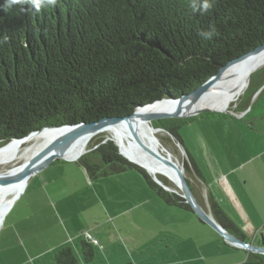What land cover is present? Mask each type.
<instances>
[{
    "label": "trees",
    "instance_id": "16d2710c",
    "mask_svg": "<svg viewBox=\"0 0 264 264\" xmlns=\"http://www.w3.org/2000/svg\"><path fill=\"white\" fill-rule=\"evenodd\" d=\"M213 28L211 39L200 36ZM262 43L264 0H215L207 13L194 12L188 0H58L39 11L0 0V146L44 127L126 116L138 105L178 97ZM263 84L264 65L251 74L229 112L205 111L150 123L182 149L183 173L198 203L225 230L247 242L208 192L205 205L199 194L204 179L179 131L196 118L251 124L250 118L264 113V87L255 95ZM74 162L89 181L135 170L164 205L193 213L164 175L157 174L176 191L164 189L127 160L111 139L92 137ZM258 245L264 247L263 237ZM75 249L78 257L70 245L58 247L52 263L94 264L96 246L88 238H81ZM245 252V259L234 264H264L263 253Z\"/></svg>",
    "mask_w": 264,
    "mask_h": 264
},
{
    "label": "crops",
    "instance_id": "0c3cea01",
    "mask_svg": "<svg viewBox=\"0 0 264 264\" xmlns=\"http://www.w3.org/2000/svg\"><path fill=\"white\" fill-rule=\"evenodd\" d=\"M186 126L187 131L180 136L204 179L199 194L205 205L208 192L235 224L242 218L248 221L244 215L246 208L251 211L264 201V180L252 179L256 170L264 174V161L251 164L256 155L262 158L264 148L258 147L264 145V141L255 135L252 122L245 126L232 118H196ZM255 148L258 151L252 153ZM121 176L120 180L125 182L133 198L124 213L112 212L107 206L104 213H30L28 225H19L18 233L27 235L19 237L20 244L43 255L53 254L63 245L75 248L81 238H88L99 245L97 258L104 264H202L208 254L219 250V241L228 245L211 231L209 239L204 236L201 241L195 240L194 244L183 248L181 241L190 238L189 230L192 227L196 230L203 223L193 213L164 205L139 173L126 171ZM56 205L58 208L59 204ZM139 235L154 247H146L148 251L134 262L128 257L131 253L125 250V245ZM263 236L261 232L258 240L246 239L258 245ZM119 249L122 253L117 251ZM114 257L116 260L112 262L110 258ZM242 257L245 259L246 252Z\"/></svg>",
    "mask_w": 264,
    "mask_h": 264
},
{
    "label": "rangeland",
    "instance_id": "374dc122",
    "mask_svg": "<svg viewBox=\"0 0 264 264\" xmlns=\"http://www.w3.org/2000/svg\"><path fill=\"white\" fill-rule=\"evenodd\" d=\"M242 94L232 100L227 108L228 110L236 107ZM250 120L253 124L252 130L256 133L255 135L260 136L264 141V113L250 118ZM242 122L245 126L249 125L246 121ZM187 129V126L182 127L179 131L180 135H183ZM96 136L112 137L113 135L108 131H104L93 137ZM155 136L158 139L159 137L163 139L162 141L159 139L161 144L170 152L171 157L182 165L184 154L182 149L176 146L174 140H167L166 134L159 130L155 131ZM45 141L38 143V146H41ZM260 145L258 148H264V145H261V147ZM257 151L255 148L252 153ZM262 161H264V153L261 159L256 155L251 164H261ZM24 162L25 159L18 156L12 163L0 166V172H6ZM199 164L202 166L204 163L201 162ZM130 172L137 173L135 170H131ZM121 175L122 173L89 181L82 166L76 164L74 161L64 159L51 162L32 173L0 225V264H53L51 261L52 252L38 255L41 251L30 249L27 245L20 244L19 242V237L27 236L18 233L20 232L19 225H28L31 217L30 213H104L105 206L109 209L111 208L112 212L121 211L124 213L128 204L133 202V198L128 193V188L124 185L125 182L120 180L122 179ZM256 177L264 180V174L257 170L256 175L252 176V179L255 180ZM7 195L8 197L14 196L15 190L9 191ZM56 204H59L58 208ZM135 213L141 212L135 211ZM244 215L248 221H243L242 218L236 226L248 240H252L254 237L258 240L260 233L264 232V201L261 204L258 203L251 211H248L246 208ZM211 231L219 235L206 223L199 224V228L196 230L192 227L189 230L190 238L181 241L182 247L194 244L195 240L197 242L201 241L204 236L206 239H209ZM218 243L219 250L215 249L213 255L208 254L206 262H201L202 264H234L244 259L242 255L243 253L245 254L246 248L233 247L220 241ZM70 246L74 250L75 255H77L74 246ZM95 246L99 247V245ZM125 246L127 247L125 250L131 253L128 257L134 260V262L139 260L141 254L148 251L146 247H154L153 243H146L145 239L140 235L137 238L128 240ZM117 251L122 253L121 249ZM110 260L114 262L116 257L110 258ZM94 264L104 263L96 255Z\"/></svg>",
    "mask_w": 264,
    "mask_h": 264
},
{
    "label": "water",
    "instance_id": "95a60500",
    "mask_svg": "<svg viewBox=\"0 0 264 264\" xmlns=\"http://www.w3.org/2000/svg\"><path fill=\"white\" fill-rule=\"evenodd\" d=\"M264 49V43L256 46L251 51L234 58L228 61L225 65L221 66L216 74L209 77L203 83L198 84L194 89L189 91L188 93L181 94L178 97H167L163 96L162 98L155 100L151 103H146L143 105H138L134 108V110L126 115V116H113V117H102L93 122H78L75 124H62L58 126H48L41 128L36 131H32L26 136L21 138L11 139L9 142H18L21 143L26 138L34 133L45 129L54 130L56 133L50 139L46 140L23 164L22 167L16 171H6L0 172V186L12 184L16 181L23 180L24 186L26 184L29 176L35 171L40 170L44 166L53 162L55 159H64L67 161H75L78 157L85 152V146L89 142V140L93 137V134L105 127H113L118 126L119 124H124L127 126V130L129 132V136L134 142L135 146L145 152L146 155L151 156L152 158L162 162L165 166H167L173 173L176 183V188L180 192L181 196L185 199L186 203H188L193 211V213L204 223L210 226L213 230H215L226 243L239 248H246L247 251L263 253L264 247L261 245H254L248 243L245 240L237 238L235 235L231 234L227 230H225L220 224H218L214 218L210 215L208 211H206L196 200L194 197L183 173V167L179 164L175 159L171 157V154L167 149L161 144L157 137H153V140L161 145L160 151L154 149V147L146 145L137 135L136 126L139 122H148L151 123L153 120L160 118H169V117H187L191 115H196L205 111H214V112H229L228 109H216L212 107H201L196 110L192 109L193 104L198 98L205 92L206 88L215 80L221 78L226 69L233 66L234 64L243 61L248 57H253L258 55ZM264 65V64H263ZM255 65L251 67L247 72L246 77V85L249 83V79L251 74L257 70L258 68L263 66ZM264 87V84L257 90L255 95L259 92V90ZM154 105H159L161 108L156 110H148ZM152 127V126H151ZM153 130L158 131L159 128L152 127ZM106 139H111L118 147L119 153L122 154L127 160L133 162L143 169L152 177V179L161 185L164 189L169 191H176L174 188L165 185L157 175L152 174L147 167H145L140 162L136 161L132 157L128 156L121 150L120 143H117L113 137H105ZM78 141H83L84 147L80 152H77L71 158L66 157L65 155L68 151L75 145ZM5 144V145H6ZM1 147V146H0ZM18 167V166H16ZM14 167V168H16ZM168 179V178H167ZM171 181V180H170ZM172 182V181H171ZM24 188V187H23ZM22 192V191H21ZM19 196L16 195L11 200L10 205L6 209L5 213L0 217V225L6 215V213L11 208L15 199Z\"/></svg>",
    "mask_w": 264,
    "mask_h": 264
},
{
    "label": "bare ground",
    "instance_id": "6f19581e",
    "mask_svg": "<svg viewBox=\"0 0 264 264\" xmlns=\"http://www.w3.org/2000/svg\"><path fill=\"white\" fill-rule=\"evenodd\" d=\"M259 64H264V49L258 55L248 57L226 69L221 78L213 81L206 88L205 92L195 101L192 109L196 110L201 107L227 109L232 100L239 97L247 87L246 77L248 70ZM159 108H161V106L154 105L148 110H156ZM136 126H138L136 133L139 138L146 145L160 151V144L153 140L155 130L152 129L151 124L148 122H139ZM104 131L110 132L113 135V139L117 143H120L121 149L130 157L147 167L152 174H162L171 180L172 183H176L174 173L167 166L151 156L146 155L143 150L135 146L129 136L126 125L119 124L118 126L105 127L104 129L96 131L93 136ZM55 133L54 130L45 129L29 135L26 140L21 143L10 142L6 145H2L0 147V166L12 163L18 156L26 161L40 147L38 143L50 139ZM83 147V141H78L65 156L71 158L75 153L80 152ZM22 164L8 171H16L22 167ZM24 183L25 182L21 180L12 184L0 186V217L5 213L13 197L21 193ZM11 190H15V195L8 197L7 193Z\"/></svg>",
    "mask_w": 264,
    "mask_h": 264
},
{
    "label": "clouds",
    "instance_id": "9594fccd",
    "mask_svg": "<svg viewBox=\"0 0 264 264\" xmlns=\"http://www.w3.org/2000/svg\"><path fill=\"white\" fill-rule=\"evenodd\" d=\"M9 6L28 4L34 11L42 8L54 7L58 0H6ZM215 0H188V3L194 12L207 13L214 4ZM200 36L204 39H211L216 33L215 29L209 31H201Z\"/></svg>",
    "mask_w": 264,
    "mask_h": 264
},
{
    "label": "built area",
    "instance_id": "2783aa9c",
    "mask_svg": "<svg viewBox=\"0 0 264 264\" xmlns=\"http://www.w3.org/2000/svg\"><path fill=\"white\" fill-rule=\"evenodd\" d=\"M241 115V114H240ZM239 114L237 116H240Z\"/></svg>",
    "mask_w": 264,
    "mask_h": 264
}]
</instances>
